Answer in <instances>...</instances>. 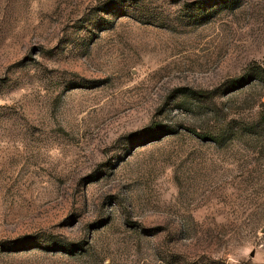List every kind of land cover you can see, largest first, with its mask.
<instances>
[{
  "label": "rangeland",
  "instance_id": "rangeland-1",
  "mask_svg": "<svg viewBox=\"0 0 264 264\" xmlns=\"http://www.w3.org/2000/svg\"><path fill=\"white\" fill-rule=\"evenodd\" d=\"M0 264H264V0H0Z\"/></svg>",
  "mask_w": 264,
  "mask_h": 264
},
{
  "label": "trees",
  "instance_id": "trees-1",
  "mask_svg": "<svg viewBox=\"0 0 264 264\" xmlns=\"http://www.w3.org/2000/svg\"><path fill=\"white\" fill-rule=\"evenodd\" d=\"M196 95H202L203 96V93H196ZM190 132L197 135V133L195 131H190Z\"/></svg>",
  "mask_w": 264,
  "mask_h": 264
}]
</instances>
